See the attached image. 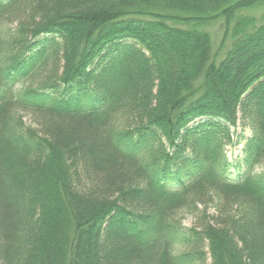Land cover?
I'll return each mask as SVG.
<instances>
[{"label":"trees","instance_id":"obj_1","mask_svg":"<svg viewBox=\"0 0 264 264\" xmlns=\"http://www.w3.org/2000/svg\"><path fill=\"white\" fill-rule=\"evenodd\" d=\"M261 7L0 0V264H264Z\"/></svg>","mask_w":264,"mask_h":264},{"label":"rangeland","instance_id":"obj_2","mask_svg":"<svg viewBox=\"0 0 264 264\" xmlns=\"http://www.w3.org/2000/svg\"><path fill=\"white\" fill-rule=\"evenodd\" d=\"M247 15H252L258 20V23L263 24L264 23V7L257 8L254 10H250L246 13ZM214 32V45L217 46L220 36L217 34V27H214V29L211 30ZM238 116V123L235 128L236 135H240L244 139H248L251 137V131L249 128L244 124L241 119ZM23 123L30 124V121L27 117H23ZM225 155L227 157L228 163L230 164V168L228 170V177L231 179L237 178L239 175H241L244 172V168L242 165V159H243V140L241 138L240 142L234 146V147H227L225 149ZM258 172L264 171V166L257 169ZM213 212V211H212ZM178 219L180 221V224L183 228H193L196 226V218L194 216H191L186 213H181L178 215ZM207 263L209 264V258L207 260Z\"/></svg>","mask_w":264,"mask_h":264}]
</instances>
